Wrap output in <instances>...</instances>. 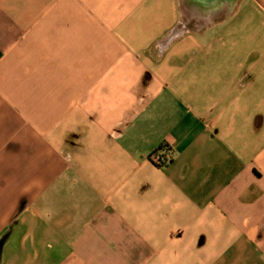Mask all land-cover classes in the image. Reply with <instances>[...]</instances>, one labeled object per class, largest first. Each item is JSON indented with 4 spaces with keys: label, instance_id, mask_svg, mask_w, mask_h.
I'll return each mask as SVG.
<instances>
[{
    "label": "crops",
    "instance_id": "obj_1",
    "mask_svg": "<svg viewBox=\"0 0 264 264\" xmlns=\"http://www.w3.org/2000/svg\"><path fill=\"white\" fill-rule=\"evenodd\" d=\"M0 264H264V0H0Z\"/></svg>",
    "mask_w": 264,
    "mask_h": 264
},
{
    "label": "built area",
    "instance_id": "obj_2",
    "mask_svg": "<svg viewBox=\"0 0 264 264\" xmlns=\"http://www.w3.org/2000/svg\"><path fill=\"white\" fill-rule=\"evenodd\" d=\"M151 162L158 167H165L171 162V157L166 155L163 150H158L150 157Z\"/></svg>",
    "mask_w": 264,
    "mask_h": 264
}]
</instances>
